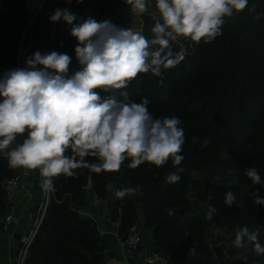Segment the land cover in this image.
<instances>
[{
	"label": "trees",
	"instance_id": "obj_1",
	"mask_svg": "<svg viewBox=\"0 0 264 264\" xmlns=\"http://www.w3.org/2000/svg\"><path fill=\"white\" fill-rule=\"evenodd\" d=\"M52 1L0 0V64L15 67L21 42L24 46L29 42L40 45L49 38L48 47L38 51L69 55L72 59L68 74L72 75L82 69L75 54L77 40L71 36L75 24L93 17L129 28L133 19L132 6L126 0H72L68 9L76 17L73 24L61 20L50 34L47 29L52 22L46 16L47 8L50 6L53 12L65 0ZM253 4L254 12L249 10ZM149 10H155L154 0ZM257 14H264V0H249L242 13L225 18L222 35L210 43L195 44L181 38L187 46L185 59L164 70L162 77L140 73L126 89L113 90L118 98H122L120 92L126 91L128 99L136 103L147 97L148 109L155 117L175 115L182 123L193 121L184 133L183 160L175 166L169 160L159 168L142 164L131 169L129 159L116 172L76 169V177H53L55 191L32 244L28 264H107L112 253L103 244L97 222L80 212L88 202L90 181L93 193L108 202L113 182L116 190L137 188L146 223L152 228L154 250L165 254L172 251L179 263L186 260L185 264H218L207 241V228L227 220L232 223L234 235L237 226L259 228V242L264 246V205H256L253 197L249 203L236 204L246 184L250 193L255 191L264 198V184L255 185L244 175L246 167H255L264 181V15L256 19ZM142 23V33L150 39L154 22L148 13L143 15ZM173 49L179 51L180 46L173 44ZM97 91L105 97L112 94ZM86 159L96 161L95 157ZM180 168V180L168 183V173ZM228 171L232 176L222 178ZM16 174V168L0 156V219L7 212L2 182ZM215 180L222 184L215 188L206 206L199 203L202 196L196 198L197 203H191V197L213 186ZM227 181L228 185L224 184ZM228 191L236 197L231 206L224 203ZM113 204L111 212L120 219L119 232L125 231L126 236L137 219L135 202L132 196H126L116 198ZM209 206L216 212L211 219H205ZM193 248L195 254L190 251ZM223 253L222 249L218 256ZM232 255V264H264V255L257 256L252 245L234 247Z\"/></svg>",
	"mask_w": 264,
	"mask_h": 264
},
{
	"label": "clouds",
	"instance_id": "obj_2",
	"mask_svg": "<svg viewBox=\"0 0 264 264\" xmlns=\"http://www.w3.org/2000/svg\"><path fill=\"white\" fill-rule=\"evenodd\" d=\"M126 2L134 11L150 15L154 22L150 39L141 31L89 17L71 29L80 71L68 74L72 58L66 53L37 50L26 58L25 67L0 75V156L12 168L39 169L45 193L55 191L53 177H76V169L116 172L129 159L131 169L142 164L159 168L169 160L179 165L185 142L182 121L175 115L155 117L147 97L136 103L126 91L118 98L113 90L126 89L140 73L162 77L164 70L185 59L181 38L210 43L222 35L225 18L249 5V0H154L155 11L149 13L153 0ZM249 10L254 12L255 4ZM260 15L264 14L255 18ZM75 19L67 8L55 9L49 16L52 23L73 24ZM173 44L180 45V50L174 51ZM97 89L112 94L105 97ZM25 133L22 143L11 147ZM182 171L169 172L166 181L178 182ZM244 175L255 185L264 184L255 167H246ZM137 191L121 187L114 195L123 199ZM251 195L256 205H264L257 192ZM235 199L228 191L224 203L231 206ZM215 212L209 206L205 219ZM259 235V228L237 226L232 244L236 248L252 245L257 256L264 255ZM190 251L195 254L194 248Z\"/></svg>",
	"mask_w": 264,
	"mask_h": 264
},
{
	"label": "built area",
	"instance_id": "obj_3",
	"mask_svg": "<svg viewBox=\"0 0 264 264\" xmlns=\"http://www.w3.org/2000/svg\"><path fill=\"white\" fill-rule=\"evenodd\" d=\"M51 13H52V9L49 6L46 11V16H50ZM20 45L23 51L22 58H24V56L27 54V51H29V49L31 48L32 43L29 42L27 45L24 46L23 42H21ZM23 64L24 62L22 63L21 60L15 67L9 66L6 63H2L0 64V75H2L5 71L9 69L21 68L23 67ZM21 173H17L15 176L11 178H7L2 182V188L6 193V205H7L6 215L2 219L4 228H8L9 226L18 224L20 222V215L16 210V206L20 194L23 192L24 189H26L25 187L26 176L23 174L25 173V171ZM34 176L36 178L35 180L36 188L39 192L38 199L35 201L34 194L31 191L28 192L29 202L32 205V210L29 216V224L23 230L20 239L18 241V245L11 254L10 264H28V258L30 255L32 244L34 243L39 233V230L43 224L49 204L52 199V192L45 193L40 187V181L42 177L39 174V169H36V173L34 174ZM80 212L81 214L94 219L92 216L87 215L85 212L82 211ZM105 233L106 232L102 231L103 235ZM142 239H143L142 228L138 224L133 223L130 226L125 238L123 240L121 239L119 240L123 252L122 256H118V255L111 256L110 258H108L107 264H128L130 261L134 260L137 256H140L141 260L145 264H172L171 257L168 254H165L160 251H156L154 249L152 250L143 249L141 245ZM8 245H9L8 242H4L0 240V250L4 249ZM225 245L226 242L223 240L219 242V245L216 244L215 246L221 247L223 250H225L224 248Z\"/></svg>",
	"mask_w": 264,
	"mask_h": 264
},
{
	"label": "rangeland",
	"instance_id": "obj_4",
	"mask_svg": "<svg viewBox=\"0 0 264 264\" xmlns=\"http://www.w3.org/2000/svg\"><path fill=\"white\" fill-rule=\"evenodd\" d=\"M65 1H64V3H65ZM152 11H155V10H149V13H151ZM143 15L144 14H140V13H138V12L133 10V19H132V23L130 24L129 28H132V29H134L136 31H141L142 32V29H143V23H142ZM57 24L58 23H52L50 28L47 29L50 34H53V32H55V30L57 28ZM49 42H51V39L48 38L47 40L44 41V43H41L40 45L42 46V48L43 47L46 48V46L48 47V43ZM180 44H182V43L180 42ZM183 47L186 48L187 47L186 44H184ZM39 49H37V50H39ZM37 50H34L33 52H35ZM22 55H23V51H22V48H21V45H20V49L18 51V58H17L16 64H18L19 61L21 60L22 63L24 62L23 67H25L26 66V64H25L26 58L28 56H30V55L27 53L24 56V58H22ZM192 124H193V121L186 120V121H184L183 123L180 124V127L183 128L184 133H186L187 131H189V129L191 128ZM23 137H24V139L26 138L24 135L22 136V138ZM22 141H23V139H22ZM32 171L36 173V170H30V173ZM16 172L17 173H21V172H23V170H22V168H16ZM25 172H26V170H25ZM23 174L25 175V173H23ZM232 174L233 173L231 171H228L222 176V178L231 177ZM230 182L234 183L235 180L230 181ZM241 182H242V180H241ZM228 183H229V181H227L224 184L228 185ZM221 184H222V182L215 180L214 183H213V186H211V187H209V188H207V189H205V190H203L201 192H198L195 197H191L190 198L191 203H193V202L197 203L198 200L196 201V198H199V197L202 196L203 199L199 200V203H200V205L202 207L206 206L208 204L209 199L212 197L213 192L215 191V188L220 187ZM115 191H116V184L113 182L111 184V186H110V194H109V198L112 200V202H108L107 205H106L107 209H108L107 212L110 213L109 217L111 219H110V221H108L107 220L108 217L105 216V217L102 218V222H101V220H98V218H97V221L101 222L100 223V228H99L101 232L103 230H106L107 232L118 233L117 227H118V224L120 222V219H118L116 217V215H113L112 212H111L113 210V208H114L113 202L116 199V196L114 195ZM243 191L244 192L240 196V200L237 201L236 204H238V203L239 204H243L244 202L249 203V202L252 201V197L253 196L247 190V184L244 185ZM132 198H133V200L135 202L136 209H137V219L134 221V223L138 224L142 228L143 238H144L145 243L151 242V244H150L151 248L155 249V246H154L155 240H154V238H151L150 235H149V233L152 231V228L150 226H148L147 223H146V216L144 215V212H143V202H142V195L140 194V191L138 190L135 195H132ZM115 217H116V219H115ZM3 218L0 219V228L3 227V223H2V219ZM114 227H116L115 231H110ZM234 236L235 235H234V231L232 229L231 221L227 220L226 222H224L222 224H219V225L211 224V225L208 226L207 234H206L207 241L211 245V248H212L213 253H214L213 255L216 258L218 264H232V261L235 259V256L232 255V250L234 248V246L232 244V241L234 240ZM119 238L121 240H123L125 238V231L124 232L121 231V233L119 232ZM223 240L226 242V245L224 246L225 250H224V253L222 254V256H218V252L220 250H222V248L221 247H216L215 245L216 244L219 245V242L223 241ZM168 255L171 257L172 264H185L186 263V260L183 261L182 263H179V261L176 260L177 257L174 256V253L172 251L169 252ZM221 259H223V260H221Z\"/></svg>",
	"mask_w": 264,
	"mask_h": 264
},
{
	"label": "crops",
	"instance_id": "obj_5",
	"mask_svg": "<svg viewBox=\"0 0 264 264\" xmlns=\"http://www.w3.org/2000/svg\"><path fill=\"white\" fill-rule=\"evenodd\" d=\"M69 6H70V3H67L66 1H65V3L59 2V4H57L55 6L53 11L55 9H58V8L59 9H65V8L68 9ZM49 44H50V42L48 43V45ZM38 47L41 50H44L47 48V46H46V48H44V47L42 48L41 45H35L34 44L31 46L29 51H27V53L29 55H31L32 53H34L33 52L34 50L39 49ZM22 139H24V138H22V136H18L17 140L13 143V145L16 146L17 144L22 143ZM22 170L23 171L26 170V172H25V176H26L25 187H26V189H24L23 192L20 194V197L18 199L17 206H16V210L20 215V222L18 224L11 225L8 228H4V227L0 228V240L4 241V242H8V244H9L4 249L0 250V264H10L11 254L13 253L15 248L17 247L18 241L20 239V236H21L23 230L29 224V216H30V212L32 210V205L29 202L28 192L31 191L34 194V196H35L34 200L35 201L38 199V195H39V192H38V190L36 188V184H35V180H36V178L34 176L35 173L33 171L30 173V170L24 169V168H22ZM88 188H89V190H88V193H89L88 203H87L86 207L82 209V212H85L87 215L92 216L96 220V222L98 223V228H100V223L102 222L103 217H105V216L108 217L107 218L108 221H110V219H111L109 217L110 213L107 212L108 209L106 206L108 203V200H101L93 193L91 181L89 182ZM111 202H112V200H111ZM97 218H98V220H101V222L97 221ZM115 228L116 227H114L110 231H115ZM117 231H118L117 235L119 238V226L117 227ZM103 232H107V231L103 230ZM152 234L153 233L151 231L149 233L151 238H153ZM101 235L103 236L102 232H101ZM119 240H120V238H119ZM150 244H151V242L145 243L144 238L142 239L141 245H142L143 249L152 250ZM110 252L112 253V256H114V255L122 256L123 252H122V248H121L119 241L115 246H113L110 249ZM128 264H145V263L141 260L140 256H137L134 260L130 261Z\"/></svg>",
	"mask_w": 264,
	"mask_h": 264
},
{
	"label": "water",
	"instance_id": "obj_6",
	"mask_svg": "<svg viewBox=\"0 0 264 264\" xmlns=\"http://www.w3.org/2000/svg\"><path fill=\"white\" fill-rule=\"evenodd\" d=\"M119 241L118 235L115 232H106L103 235V244L107 249H111Z\"/></svg>",
	"mask_w": 264,
	"mask_h": 264
}]
</instances>
